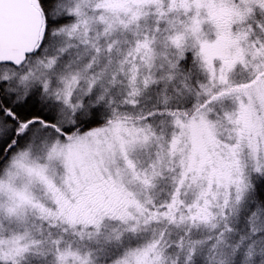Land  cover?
<instances>
[{"label": "snow or ice", "instance_id": "6c2138e0", "mask_svg": "<svg viewBox=\"0 0 264 264\" xmlns=\"http://www.w3.org/2000/svg\"><path fill=\"white\" fill-rule=\"evenodd\" d=\"M0 264H264V0H0Z\"/></svg>", "mask_w": 264, "mask_h": 264}]
</instances>
